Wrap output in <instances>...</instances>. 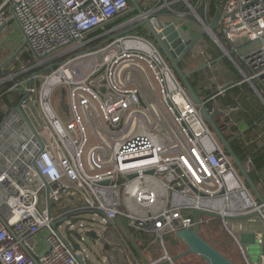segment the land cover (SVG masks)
<instances>
[{
  "label": "built area",
  "instance_id": "obj_1",
  "mask_svg": "<svg viewBox=\"0 0 264 264\" xmlns=\"http://www.w3.org/2000/svg\"><path fill=\"white\" fill-rule=\"evenodd\" d=\"M210 3L164 0L107 28L131 14L128 0H2L0 34L16 19L29 42L17 59L33 57L15 73L0 69V86L13 83L4 94L19 98L0 124V264H90L87 240L100 239L99 230L118 236L137 264H176L166 236L213 218L233 237L230 219L264 223V199L252 195L160 47L131 33L147 20L158 33L180 29L177 16L215 39ZM218 10L230 50L220 45L242 81L214 87L223 62H206L194 70L199 97L229 135L245 139L235 120L243 107L216 104L247 84L264 105V0H219ZM262 123L244 140L245 154L264 142ZM132 232L153 236L162 257L140 263ZM39 233L44 243L32 241Z\"/></svg>",
  "mask_w": 264,
  "mask_h": 264
},
{
  "label": "rangeland",
  "instance_id": "obj_2",
  "mask_svg": "<svg viewBox=\"0 0 264 264\" xmlns=\"http://www.w3.org/2000/svg\"><path fill=\"white\" fill-rule=\"evenodd\" d=\"M163 1L164 0H138L140 6L145 10H150L154 7L155 4L157 5L159 3H163ZM188 15L190 16V14ZM135 16L136 15L132 16L131 18ZM127 18L131 19L129 16ZM179 18L180 17L172 16V21L177 19L180 20ZM181 26H183L182 30L184 31L185 36L190 41L195 39L202 32L201 26L193 19L185 20V22ZM8 30L9 31H5L0 35V62H6L8 59L12 58V56L15 54L13 53L11 55V53L13 52V47H15L14 49H16L17 47L21 48L26 40L25 36L21 31H19L18 28L14 29L13 27H9ZM143 32H146L145 35L146 38L157 44V41L152 36V33L150 32V30L146 25H140L139 28L133 30L131 33L140 34ZM206 36L210 38L211 43L209 44L207 43ZM244 43H247V41L244 40ZM209 50L212 53L220 50L222 53V55L217 60H221L223 64L214 67L215 68L214 73L217 76V81L216 80L212 81L213 86L222 87L229 85L232 82H237L236 72H235L237 70L235 69V67H233L232 62L228 58L223 57L224 52L214 42L213 37L207 33L203 38H201L196 43L194 48L188 54L190 55L189 59L184 60L186 62L188 61L186 66V72H191L198 69L199 67H203L206 62L216 61V60L211 61V57L207 52ZM227 62H230V64L228 65ZM224 65L226 66V69ZM228 70L232 72L233 75H231ZM203 79H205V82H208V79H210V73L208 70L204 73ZM248 95H250L249 92ZM251 97L255 99V96H251ZM59 99H60V95L59 93H57L54 97L55 104H58ZM243 106L246 108L245 105ZM256 132L260 133L262 132V130L257 128ZM42 203H43V199H42ZM82 224L83 221L79 219L78 225L76 224V226H80V225L82 226ZM199 234L202 235L207 241L213 243L217 249L223 252L227 253L228 247L232 245V239L229 236L227 230L225 229L224 225L222 224V221L219 218H213L211 220H207L204 224H200ZM99 235L101 237L100 239L87 240V242L89 243L88 249H90L89 253L90 255H92V260L94 261V262H92V260L89 261L90 264H137L136 261L133 259L130 250L123 245V242L118 236H116L112 232L107 233L106 231L103 230H99ZM32 241H36L37 244H40V242L44 243L43 233L37 234L32 239ZM165 241H166V248L171 257L181 255L189 250V247L181 240H179L175 245V242H172V240L169 239V236H166ZM37 251L40 252L39 250ZM109 256L111 258H109ZM176 264H207V263L198 255L188 254L180 258V261H178Z\"/></svg>",
  "mask_w": 264,
  "mask_h": 264
},
{
  "label": "trees",
  "instance_id": "obj_3",
  "mask_svg": "<svg viewBox=\"0 0 264 264\" xmlns=\"http://www.w3.org/2000/svg\"><path fill=\"white\" fill-rule=\"evenodd\" d=\"M128 2H129V5L132 6L131 1L128 0ZM218 8H219V0H211L210 6H209V14H208L209 21H211L214 18L216 12L218 11ZM134 15H137V13H132L131 15H128V16L131 18ZM128 16L118 20L117 22L110 24L107 28H111L116 24L126 21L127 19H129L127 18ZM215 34L220 39V41L225 46V48L227 50H230V45L223 37V34L221 33L220 29L215 30ZM139 35L145 37L146 32L140 33ZM206 40L208 44L211 43L210 38L207 36H206ZM210 50H211V47H210ZM210 50L207 52L211 57V61L217 60L222 55L220 50L215 51L213 53L210 52ZM32 57L33 56L31 53L23 54L19 59H14L13 61H11V63H9V65L5 68L6 69L5 72L6 73L17 72L21 68L23 62L27 63L28 61H31ZM189 57L190 55H188L186 59L188 60ZM187 62L182 61L179 64L180 68L183 71H185L186 69ZM227 64L229 65L230 62H227ZM235 72H236V81L241 82L242 81L241 75L237 71ZM44 73H49V71H45ZM189 83L193 87V89L196 91V93L199 94V96L202 98V95L200 94L201 72H195L189 78ZM12 85L13 83L8 82L0 86V124L3 120L4 115L9 111L10 107L12 106V104L10 103L11 100L13 102H17L19 100L16 94H13V93L4 94V92L9 90ZM248 92L250 93V95H248ZM251 96H253L251 90L248 88L246 84H243L242 86L235 87V88L228 90L225 97L219 98L217 100V103L219 102L221 106H228V105L236 106L237 103H240V104L243 103V105H245L248 110L247 112L248 114L242 113V117L240 118H244L247 121L248 125L250 126H252L256 122H259L260 120H263L262 128H261L263 130L264 128L263 127L264 126V117H263L264 108L260 105L257 99H253ZM211 105H214V104L206 105V108L211 110V107H212ZM213 120L215 124L217 125V127L219 128V130L221 131V133L223 134V136L230 142L231 148L233 152L235 153V155L237 156V158L245 164V161L247 157L249 156L250 161H251V165H250L251 167L248 171V175L251 181L253 182V184L255 185V187L257 188V190L259 191L260 195L264 199V142L260 146H256V145L252 146V149H249L248 153L245 154L242 150L243 142L244 140H248L250 138V135L253 131L250 133H246L245 139L237 138L235 136L229 135V132H227L226 127L223 125L221 115L215 114L213 116ZM256 199L260 201L258 197H256ZM131 236L136 245L135 246L134 244L131 243L132 254L140 263H145L146 261H155L162 257L163 250L161 246L159 245V243L155 241L153 236L142 235V234L133 233V232L131 233ZM200 237L203 238L207 243L215 247L213 243H211L210 241H207L202 235H200ZM169 239H171L172 242H175V245L179 241V239H177L175 236H172V235H169ZM217 250L221 252V250L219 249ZM174 257H177V256H174ZM178 261H180V258H178L175 262L177 263ZM161 264H165V263H161Z\"/></svg>",
  "mask_w": 264,
  "mask_h": 264
},
{
  "label": "water",
  "instance_id": "obj_4",
  "mask_svg": "<svg viewBox=\"0 0 264 264\" xmlns=\"http://www.w3.org/2000/svg\"><path fill=\"white\" fill-rule=\"evenodd\" d=\"M130 1L132 3V10L130 13L131 14L132 13L142 14L143 9L140 6L138 0H130ZM219 21H220V12L218 10L216 12L214 18L212 19L211 24H210V28H211L212 32H215V30L218 29ZM16 22L18 23V25H19L22 33H23V30H22L19 22L17 20H16ZM144 24L148 27V29L152 33V36L157 41V44L160 47L161 51L163 52V54L166 56V58L168 59V61L171 64V66L173 67L175 73L180 78V80L185 85V87L187 88L192 101L199 107L203 118L210 124V126L214 130L215 134L217 135V137L219 138L221 143L226 148L228 154L231 156V158L235 162L237 168L239 169V171L243 175L244 179L246 180V182L248 183V185L250 186V188L252 189L254 194L263 202L262 196L260 195L259 191L257 190L255 185L251 181V179L248 175V172L246 171V169L244 167V163L241 162L237 158V156L235 155V153L233 152V150L231 148L230 142L223 136V134L221 133V131L219 130V128L215 124V122L213 120V116L209 113L208 109L203 104L202 99L199 97V95L196 93V91L190 85L189 78L195 73V71L186 72L180 68L179 64L186 59V57L191 52V50L194 48L196 43L201 38H203L206 33L204 31H202L195 39L190 41L185 36V33L182 30V28L177 29L174 24H171L170 26L165 28L160 33L156 32L152 28V26L148 20L145 21ZM178 24L182 25L183 21L178 20ZM131 31L132 30H128L124 34L130 33ZM215 37L216 38L213 39L214 42L223 51V48L220 45L221 42L219 41L217 36H215ZM109 40H107V41H109ZM28 45H29V42L26 39L23 46L12 56V58L7 60L3 64V66L7 65L9 62H11L14 59H17L19 54H21V52ZM34 56L36 57V59H41V57L38 56V54H36V53H34ZM223 57H225V54L223 55ZM49 211H50V209H49ZM89 235L92 236L93 238H96V236H97L93 232H91ZM175 237L177 239L183 241L189 247V250L187 252L177 256V257H174L173 261H176L178 258H181L185 255L194 254V255L200 256L207 264H234L227 257H225L221 252H219L215 247H213L212 245L207 243L203 238L200 237L198 227H196V229L193 231H191V230L179 231L176 233ZM74 248L76 250H79L78 244H74ZM78 260H79V262L83 263V255L79 254Z\"/></svg>",
  "mask_w": 264,
  "mask_h": 264
},
{
  "label": "crops",
  "instance_id": "obj_5",
  "mask_svg": "<svg viewBox=\"0 0 264 264\" xmlns=\"http://www.w3.org/2000/svg\"><path fill=\"white\" fill-rule=\"evenodd\" d=\"M1 2H2V0H0V3ZM159 15L160 16H167L168 14L167 15L166 14H159ZM9 27H13L14 29L18 28L19 31H21V29H20V27H19V25L15 19H13L11 21V23H9V25L7 26L5 31H9L8 30ZM5 31H3L2 33H4ZM14 48L15 47H13V52L11 53V55L13 53H16L20 49L19 47H17L16 49H14ZM4 63L5 62H0V69L1 68L5 69L9 65V63H11V62H9L7 65L3 66ZM229 73L231 75H233L232 72H229ZM247 86L251 90L252 95L255 96V99H257L259 101L260 105L264 108V106L260 102L257 94L253 91V89L249 85H247ZM240 105L243 107L244 110L242 112H240V114H238V116H235V120H236V122L239 123V126L245 131V133H250V132H252V127L254 124L252 126H250V125H248L247 121L244 118H240V117H242V113L245 114L248 112V110L243 106V103ZM216 106L220 107L221 109L226 108V106H221V104L219 102L217 103ZM249 140H250V138L247 141H249ZM249 149H252V146H250L248 148V150ZM248 150H247V153H248ZM244 167H245L246 171L248 172L251 166L249 168H247L246 166H244ZM247 185H248V183H247ZM248 188L250 189L252 195L257 197L254 194V192L252 191V189L250 188V186ZM229 222H230L231 229H232L235 237H233L227 231L229 236L232 239V245L230 247H228L227 253L223 252V251H221V253L225 257H227L231 262H233L234 264H248V263L249 264H260L261 261L264 259V223L262 222V220L258 216H252V217H245V218H241V219H230Z\"/></svg>",
  "mask_w": 264,
  "mask_h": 264
},
{
  "label": "flooded vegetation",
  "instance_id": "obj_6",
  "mask_svg": "<svg viewBox=\"0 0 264 264\" xmlns=\"http://www.w3.org/2000/svg\"><path fill=\"white\" fill-rule=\"evenodd\" d=\"M126 17V16H125ZM97 237V236H96Z\"/></svg>",
  "mask_w": 264,
  "mask_h": 264
}]
</instances>
